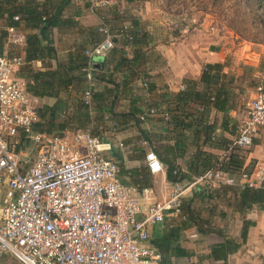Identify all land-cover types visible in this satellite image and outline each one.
<instances>
[{
  "label": "built area",
  "instance_id": "built-area-1",
  "mask_svg": "<svg viewBox=\"0 0 264 264\" xmlns=\"http://www.w3.org/2000/svg\"><path fill=\"white\" fill-rule=\"evenodd\" d=\"M115 4V0H90L92 10ZM99 31L104 40L84 51L83 103L89 109L96 88L95 60L104 63L117 39L105 27ZM126 40L122 47L129 56L133 37L128 35ZM9 41L20 45L25 36L11 28ZM24 61L20 55L0 52V264L7 256L20 264H161L163 253L150 244L151 229L169 216L181 215L187 193L199 187L264 188L262 159L238 178L211 168L184 185L173 184L161 199L154 198L150 188L137 193L121 181L119 165L104 155L110 146L98 136L89 131L64 136L34 131L42 102L16 75ZM106 66L107 70L113 67ZM143 87H148L147 82ZM257 92L231 148H252L264 130V87L258 86ZM202 110L197 106V111ZM157 112L148 108L139 120L146 122ZM105 120L110 130L100 129L116 135L118 123L109 115ZM119 145L127 149L122 142ZM145 162L151 175L167 170L154 151L146 153Z\"/></svg>",
  "mask_w": 264,
  "mask_h": 264
},
{
  "label": "crops",
  "instance_id": "crops-1",
  "mask_svg": "<svg viewBox=\"0 0 264 264\" xmlns=\"http://www.w3.org/2000/svg\"><path fill=\"white\" fill-rule=\"evenodd\" d=\"M88 2L70 0L69 6L63 11L62 23L53 28L54 47L60 60L69 61L71 57L88 48L94 40H104L106 36L99 31L100 28H107L113 37H117L118 42L112 50L116 51L114 72L107 70L106 63L95 60L97 96L93 115L98 119L97 122H101L100 118L103 115L114 114L120 123V129L116 135L104 132L105 137L107 139L109 137L113 141L111 143H114L112 145L106 143L110 147H106L104 154L111 157L107 151L115 148L116 153L122 155L123 166L138 182L130 183L129 178L125 177L124 180L130 183L129 186L140 193L145 189L141 177H148L151 184L148 188L151 189L152 196L161 199L171 191L173 183L167 180L166 171L158 175L148 173L146 153L154 151L164 164L172 162L180 171L192 175L196 174V164L202 163L201 156L204 157V153L213 154L214 157L221 155L236 138L239 126L248 114L241 113V104L244 103L238 101L237 97L241 83L243 86L246 83L245 68H237L232 63L227 64L225 53L216 47L215 42L208 40L202 31L188 34L187 27L172 29V22L169 29L159 27L154 30L153 23L139 18L136 20L140 28L148 32L151 43L142 49L144 54L142 60L118 65L120 55L117 50L122 47L120 41L123 36L117 35V32L120 27L131 26L132 19L121 20L118 25V20L98 11L101 8L92 10L90 0ZM138 2L140 0L133 3L126 1L128 7ZM14 21L17 20L14 18ZM0 28H7L6 20H0ZM11 28L16 29L17 34H23L25 42L20 45L10 43ZM7 32L8 37L2 53L9 56L20 55L25 60L26 39L33 32L21 22L17 27H8ZM127 57L132 61L134 53L131 51ZM261 57L260 54L254 53L253 61H244V66H248L257 75H262L259 81L253 79L246 85L250 90L256 91L255 97L258 94V86H263L264 82V65L260 62ZM208 64L224 65L222 71L224 77L217 84L216 92L223 83V90L229 100L225 110H217L211 106L206 112L197 111L198 104L194 103H190L189 110L185 106L183 108L182 104L180 108L177 107L174 97L183 91L182 87L185 89L190 81H195L198 84L196 87L202 88L200 81ZM55 68V61L32 63L24 61L16 70V75L26 69L45 71ZM254 77L256 78V75H253ZM145 82L149 84L148 88L143 87ZM76 95L78 94L75 91L71 92L70 102L75 101ZM61 96L65 98L67 94ZM55 101L54 98L41 99L42 105H53ZM151 107L157 108V114L146 122H138L139 115ZM166 109L171 111L170 121L166 119V113L159 112L167 111ZM103 125L104 122L101 126ZM106 125L108 127L106 129L110 130V125ZM207 130H211L210 135H216V141L207 140ZM145 135L150 137L151 143L146 142ZM121 142L127 149L120 147ZM176 143L180 149L178 152L173 149ZM167 148H170V151ZM196 151L201 154L200 160L194 156ZM240 159L243 170L253 169L258 161L264 159V130L255 138L252 148L242 151ZM136 173L141 176H134ZM120 179L123 182L121 177ZM238 191L229 186L211 191L206 187H199L187 193L182 214L169 216L163 223L151 229L150 244L162 250L164 254L161 264H264V204L254 206L250 212L244 214L239 205ZM210 193L213 196H210ZM247 221L252 224L243 243L241 235ZM226 239L242 243L241 247L227 259L212 258L210 256L212 247L224 244Z\"/></svg>",
  "mask_w": 264,
  "mask_h": 264
},
{
  "label": "trees",
  "instance_id": "trees-1",
  "mask_svg": "<svg viewBox=\"0 0 264 264\" xmlns=\"http://www.w3.org/2000/svg\"><path fill=\"white\" fill-rule=\"evenodd\" d=\"M126 1L128 3H133L137 0ZM69 4L70 0H0V20H6L7 28L10 26L17 27L21 22L28 30L33 32L29 34L26 39L27 49L25 61L27 63L46 60L56 62L55 69H48L45 71L26 69L21 71V73H18L17 77L24 79L27 82L28 91L36 97L40 99L54 98L56 100L53 105L43 104L39 109L40 120L34 126L35 132L42 134L46 133L47 135L53 136H64L67 132L75 133L77 131H89L93 135L98 136L103 143L112 145L114 144L111 143L113 141L109 139V137L108 139L105 137V130L108 128L106 125L108 122L105 120V116L109 115L111 120L118 123V131L120 129V123L114 117V114L111 113L103 115L102 118H100L101 122H97L98 119L94 117L93 109L97 96V82L92 109H89L83 103V94L87 89V83L82 68L86 65L87 58L84 55V51L87 48L83 49L82 53H78L75 57H71L69 61H62L59 59L58 53L54 47V41L52 38L53 28L58 27L62 23L63 11L69 6ZM15 17H19V21H14ZM7 28H0V52H3L8 37ZM118 34L123 36L120 41L122 46H125L127 43L126 37L128 35L133 37L132 52L134 53V58L131 61L126 56L123 47H121L120 50H117L120 55L118 58V65L127 63L131 64L134 61L138 62L139 60H142L144 57L142 49L149 46L151 39L148 32L140 28L139 22L136 19H132L131 26L128 25L126 30H124V27H120L117 32V35ZM95 41L101 40L96 39L93 42ZM115 42L117 43L118 41L115 40ZM115 52L112 51L104 62V64L106 63L113 66L112 69L109 70L113 72L116 67L113 64ZM223 68L224 65L221 64L206 65L200 81L202 88H197L196 86L198 84L195 81H190L188 87L174 97L177 102L176 105H178L177 107L180 108V104H182L183 108L185 106L189 110L190 103H194L203 107V112H206L211 106L217 110H225L229 100L223 90V83L221 84L220 89L216 92L217 84L221 81L222 77H224L222 75ZM96 80L97 76L95 74V81ZM72 91H75L78 94L73 103L70 102ZM61 94H67V96L64 98ZM166 110V119L170 121L171 111L169 109ZM139 121L140 120L138 119V122ZM172 121H174V119H172ZM103 122L105 123V125H103L105 130L100 129ZM210 131L211 130L206 131V134H208L207 140L210 142L216 141V135L214 134L215 138H213V135H210ZM145 136V139L147 140L146 142L151 143L150 137L148 135ZM177 146H179L178 143H176V146L173 148L176 152L180 151ZM231 146L232 142L223 150L222 155L215 157L210 153H204V157H202L198 151L194 152L195 158L197 157V159H199L200 156L202 158V163L199 165L196 164L195 170L197 171H195L196 174L194 175L180 171L179 167L172 162L165 163L167 167V180L173 184H182L192 180L193 176L201 175L211 168L220 169L228 174H235L238 177L243 171L250 173L253 169L243 170L240 159L242 151L231 148ZM19 148L23 149V145ZM168 151H170V148ZM107 152H109L111 157L108 156V154H104L105 157L113 160L119 165V167H121L120 177L123 179V183L129 186L131 181L132 183H134V181L137 182V180H134L135 177H132L133 175L131 176V172L123 166L122 155L116 153L115 148H112ZM118 157L120 159H117ZM175 171H177V173H175ZM148 173L150 174L149 171ZM134 176L141 175L136 173ZM125 177L129 178L130 183L129 181L126 182L124 180ZM141 179L143 180L142 184L145 188L150 187L151 184L148 177L142 176ZM137 183H135V185H139ZM238 190L239 205L241 207V212L244 214L250 212L254 206L264 204V188H245L244 190ZM210 196H213V194L210 193ZM251 224L252 223L249 221L245 222L241 235L243 243L247 239L248 229ZM241 244L242 243H236L231 239H226L224 244L212 247L210 256L216 260L227 259L230 254L239 250ZM161 252L163 253L162 250Z\"/></svg>",
  "mask_w": 264,
  "mask_h": 264
},
{
  "label": "rangeland",
  "instance_id": "rangeland-1",
  "mask_svg": "<svg viewBox=\"0 0 264 264\" xmlns=\"http://www.w3.org/2000/svg\"><path fill=\"white\" fill-rule=\"evenodd\" d=\"M86 1L89 3V0ZM115 1L117 4L114 6L98 11L111 15L112 19L118 20V25L121 20L139 18L153 23L154 30L159 27L169 29L172 22V29L187 27L188 34L204 32L208 40L215 42L216 47L225 53L227 64L245 68L246 83L244 86L241 83L237 97L244 103L241 104V113L245 115L249 111L256 91L246 85L253 79L259 81L262 75L244 66V61H253V54L258 53L264 65V0H140L129 7L126 0ZM159 112L165 114L166 111ZM39 148L40 145L35 148V153ZM233 177L238 178L236 175ZM2 264L20 263L7 256Z\"/></svg>",
  "mask_w": 264,
  "mask_h": 264
},
{
  "label": "water",
  "instance_id": "water-1",
  "mask_svg": "<svg viewBox=\"0 0 264 264\" xmlns=\"http://www.w3.org/2000/svg\"><path fill=\"white\" fill-rule=\"evenodd\" d=\"M263 87H264V82H263Z\"/></svg>",
  "mask_w": 264,
  "mask_h": 264
}]
</instances>
